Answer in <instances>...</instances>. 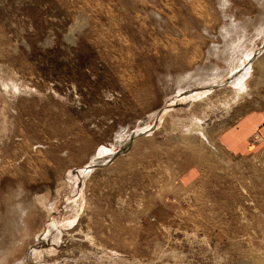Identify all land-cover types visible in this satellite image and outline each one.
<instances>
[{"label":"rangeland","instance_id":"rangeland-1","mask_svg":"<svg viewBox=\"0 0 264 264\" xmlns=\"http://www.w3.org/2000/svg\"><path fill=\"white\" fill-rule=\"evenodd\" d=\"M0 264H264V0H0Z\"/></svg>","mask_w":264,"mask_h":264},{"label":"crops","instance_id":"crops-1","mask_svg":"<svg viewBox=\"0 0 264 264\" xmlns=\"http://www.w3.org/2000/svg\"><path fill=\"white\" fill-rule=\"evenodd\" d=\"M252 120L253 118L245 117L239 122V124L236 126L234 125L233 127H230V129L224 131V134L220 137V141L226 150L236 152L235 154L238 153L240 156L244 149H248L247 137L248 135H251L250 133L253 131V127L255 126ZM194 171H189L187 175L188 180L192 181L198 177L199 172L196 170L195 175H193Z\"/></svg>","mask_w":264,"mask_h":264},{"label":"bare ground","instance_id":"bare-ground-1","mask_svg":"<svg viewBox=\"0 0 264 264\" xmlns=\"http://www.w3.org/2000/svg\"><path fill=\"white\" fill-rule=\"evenodd\" d=\"M239 76H240V75H239ZM244 81H245V80H244ZM238 84H239V83H238ZM240 84L242 85V83H240ZM240 84H239V85H240ZM244 84H245V83H244Z\"/></svg>","mask_w":264,"mask_h":264}]
</instances>
